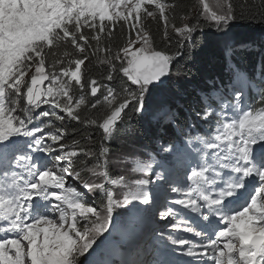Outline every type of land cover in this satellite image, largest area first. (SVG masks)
I'll return each mask as SVG.
<instances>
[{"label":"snow or ice","instance_id":"1","mask_svg":"<svg viewBox=\"0 0 264 264\" xmlns=\"http://www.w3.org/2000/svg\"><path fill=\"white\" fill-rule=\"evenodd\" d=\"M237 21L264 0H0V264H264V36L171 87Z\"/></svg>","mask_w":264,"mask_h":264},{"label":"trees","instance_id":"2","mask_svg":"<svg viewBox=\"0 0 264 264\" xmlns=\"http://www.w3.org/2000/svg\"><path fill=\"white\" fill-rule=\"evenodd\" d=\"M197 2L198 0H184V4L191 5L194 9ZM152 26L155 28L157 25L153 22ZM232 30L236 35L230 38V41L235 42L237 45L235 59L239 61L242 66L251 71L253 66L259 64V50H250L248 48L240 47V45L247 44L253 40L258 41L264 36V25L249 21H237ZM214 34L216 33L212 29H205L203 34L197 33L192 48L186 53V67L191 69V74L189 77L183 78L185 80L182 84H171V87L176 88L183 86L191 89L193 86L201 83L203 78L207 75L220 70L223 42L219 41ZM181 63H185V61H182ZM72 127H76L78 132L83 134L84 130L80 126L75 125V122H72L69 126L70 133ZM76 138H78V136L70 135L68 142ZM115 147L116 144L114 143L113 148ZM104 258L106 257L104 256Z\"/></svg>","mask_w":264,"mask_h":264},{"label":"rangeland","instance_id":"3","mask_svg":"<svg viewBox=\"0 0 264 264\" xmlns=\"http://www.w3.org/2000/svg\"><path fill=\"white\" fill-rule=\"evenodd\" d=\"M214 35L217 37V39H219V41H222V42L225 39L230 40V38L232 36H236L235 32L232 29L228 33L227 37H221L217 33L214 34ZM184 80L185 79H181L179 82L173 81L172 84L180 85V84H182L184 82ZM116 171L119 172V169H117ZM89 198H94V197H92L91 194H89ZM119 219L120 218L118 217L117 221H119ZM113 235H114V237H116V239L118 241L124 239V237L122 235V232L118 231L116 228L113 229ZM155 247H162V244H160L159 242L155 241L154 239H150L145 234L142 237L137 238L136 242L133 243L132 246L129 248V251L131 252L130 259H135V256H136L137 252L142 251V254L143 253H147V256L149 257V259L146 260V261L151 262V261H153L152 259L154 258V255H155V251H154ZM104 254H107V256L115 258V259H117V257H118V259H121V258H119L121 256V254L117 251V249L113 246V244H108L103 249L100 250V255H104ZM126 254L128 256V252L125 253L124 255L126 256ZM177 257L179 259H182V257H179V256H177Z\"/></svg>","mask_w":264,"mask_h":264}]
</instances>
